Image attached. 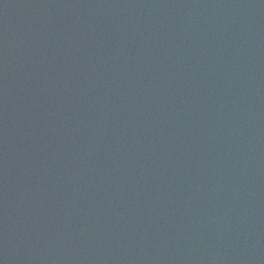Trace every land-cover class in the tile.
Returning <instances> with one entry per match:
<instances>
[{
	"label": "water",
	"instance_id": "water-1",
	"mask_svg": "<svg viewBox=\"0 0 264 264\" xmlns=\"http://www.w3.org/2000/svg\"><path fill=\"white\" fill-rule=\"evenodd\" d=\"M0 264H264V0H0Z\"/></svg>",
	"mask_w": 264,
	"mask_h": 264
}]
</instances>
